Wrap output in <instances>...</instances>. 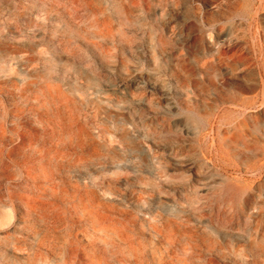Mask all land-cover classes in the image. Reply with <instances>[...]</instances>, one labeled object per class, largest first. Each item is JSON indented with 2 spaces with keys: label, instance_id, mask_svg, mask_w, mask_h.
Masks as SVG:
<instances>
[{
  "label": "rangeland",
  "instance_id": "rangeland-1",
  "mask_svg": "<svg viewBox=\"0 0 264 264\" xmlns=\"http://www.w3.org/2000/svg\"><path fill=\"white\" fill-rule=\"evenodd\" d=\"M0 264H264V0H0Z\"/></svg>",
  "mask_w": 264,
  "mask_h": 264
}]
</instances>
